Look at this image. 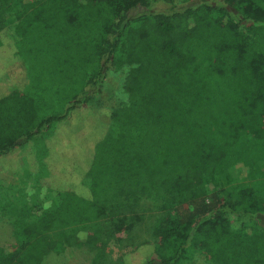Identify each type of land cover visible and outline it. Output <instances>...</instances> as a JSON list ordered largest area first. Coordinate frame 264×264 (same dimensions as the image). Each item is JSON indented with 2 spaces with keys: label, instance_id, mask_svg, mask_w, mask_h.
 Listing matches in <instances>:
<instances>
[{
  "label": "trees",
  "instance_id": "16d2710c",
  "mask_svg": "<svg viewBox=\"0 0 264 264\" xmlns=\"http://www.w3.org/2000/svg\"><path fill=\"white\" fill-rule=\"evenodd\" d=\"M108 66L129 67L127 102L104 124L87 104ZM81 119L75 143L56 136ZM242 140L261 149L245 160L259 179L209 196ZM72 143L88 157L70 176ZM14 166L39 167L59 196L0 245V264L71 247L98 251L91 264H264V226L231 228L264 216V0H0V173ZM142 200L159 214L131 243ZM108 236L129 241L114 259Z\"/></svg>",
  "mask_w": 264,
  "mask_h": 264
},
{
  "label": "rangeland",
  "instance_id": "374dc122",
  "mask_svg": "<svg viewBox=\"0 0 264 264\" xmlns=\"http://www.w3.org/2000/svg\"><path fill=\"white\" fill-rule=\"evenodd\" d=\"M136 13H141L138 10ZM16 16V12H12L5 16V22L12 26L11 20ZM129 67H123L119 70L109 67L104 71V78L99 88H92L91 100L88 102V109L91 113L97 115L98 119L104 124L109 122L108 112L121 104L127 102V94L123 89V81L125 74ZM37 71V70H36ZM34 72V71H32ZM78 74V71L74 73ZM51 80L58 76L56 72L50 73ZM59 79H57L59 81ZM58 81H56L58 83ZM61 86H65L63 83ZM79 86H77V89ZM89 91V89H88ZM63 101V97L60 98ZM74 125H63L60 127L57 137L71 138L73 143L78 139L76 134L77 128L91 127L90 121L85 119L79 120V124L73 122ZM57 129V130H58ZM87 133V132H82ZM80 133L79 136L82 134ZM56 137V138H57ZM88 138V137H87ZM93 138V136L91 137ZM72 143V144H73ZM77 144H73L71 150L72 156L67 158L62 157L61 163L63 167H70L71 174H77L83 167V163L86 162L88 153L79 148H76ZM75 147V148H74ZM256 151H261L259 147L252 143H246L243 140L233 147L229 153V156L222 161L220 173L212 179H208L205 183V188L210 194L226 191H236L241 187L251 186L259 176L256 175L257 171L253 168H249L248 163L245 161ZM24 156L27 160L30 157L29 152H25ZM61 157V156H60ZM68 159V160H66ZM68 161V162H67ZM34 166L30 168H2L3 172L0 173V245L7 248V252H10L9 245L14 243L15 234L22 231L29 224L33 223L38 216L42 213L49 211L58 202L59 194L49 187L43 186L38 183L40 169L35 171ZM41 168V167H40ZM53 173V170L48 169ZM47 170V171H48ZM58 188L60 185L58 184ZM82 193V190H78ZM208 200V197H207ZM189 208L187 206L179 208L173 214L183 216L188 213ZM138 213L142 216V220L137 224L129 235V241L131 243H138L144 240H150L149 228L154 222L155 218L159 214L154 210V204L148 200H142L137 206ZM106 224L105 222H103ZM257 224L264 226V216H259L255 221H251L244 225L239 223H233L232 231H241L245 234H250L252 228ZM102 225H100L101 227ZM102 228H104L102 226ZM106 229V228H104ZM106 233L102 231L101 240L107 239ZM109 237V236H108ZM129 241L116 243L112 237H109L104 249L108 253L107 256L110 259H114ZM98 251L87 247H71L65 248L58 253H50L46 255L41 264H91L96 257ZM148 257H155L153 253ZM189 264H211L202 255L194 254Z\"/></svg>",
  "mask_w": 264,
  "mask_h": 264
}]
</instances>
